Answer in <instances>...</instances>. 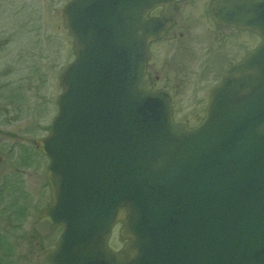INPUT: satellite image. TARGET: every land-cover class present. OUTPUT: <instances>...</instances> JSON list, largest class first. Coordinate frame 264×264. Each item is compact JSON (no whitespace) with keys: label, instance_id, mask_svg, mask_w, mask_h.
I'll return each instance as SVG.
<instances>
[{"label":"water","instance_id":"water-1","mask_svg":"<svg viewBox=\"0 0 264 264\" xmlns=\"http://www.w3.org/2000/svg\"><path fill=\"white\" fill-rule=\"evenodd\" d=\"M163 5L162 19L149 13ZM263 41L213 92L197 127L175 123L150 85L149 42L174 0H72L63 9L76 58L59 111L35 141L50 159L52 201L36 228L64 231L39 264H264V0H217L216 17ZM223 22V19H216ZM121 222L127 243L109 247Z\"/></svg>","mask_w":264,"mask_h":264},{"label":"flooded vegetation","instance_id":"flooded-vegetation-1","mask_svg":"<svg viewBox=\"0 0 264 264\" xmlns=\"http://www.w3.org/2000/svg\"><path fill=\"white\" fill-rule=\"evenodd\" d=\"M215 1L175 0L176 10L170 24L159 38L149 43L150 82L155 89L169 93L174 119L190 126H196L204 118L212 88L262 41L257 32L237 27V19L249 18L243 15L242 8H234L235 15H227L222 9V16L216 17L212 13ZM232 1L241 4L245 0ZM164 10L159 6L149 16L161 19ZM208 78L212 85L204 91ZM189 120L197 122L192 124ZM32 148V152H24L23 159L7 162L5 173L10 176L0 181V264H33L35 234L40 239L55 235L51 239L53 246L63 230L60 226L45 236L36 230L37 221L51 201V189L47 177L49 159L35 145ZM31 156L43 159L40 169L33 171ZM2 164L4 160L0 158V174ZM34 178L40 185L36 200L33 196L36 187L30 184Z\"/></svg>","mask_w":264,"mask_h":264},{"label":"rangeland","instance_id":"rangeland-1","mask_svg":"<svg viewBox=\"0 0 264 264\" xmlns=\"http://www.w3.org/2000/svg\"><path fill=\"white\" fill-rule=\"evenodd\" d=\"M67 1L0 0V158L4 160L0 181L10 176L5 173L7 162L32 152L33 140L47 134L57 113L62 93L59 78L75 58L73 38L63 25L62 9ZM210 81H204L208 84L204 91L209 90ZM31 159L33 171L40 169L43 159ZM30 184L36 187V200L40 185L35 178ZM120 227H115L110 241L114 249L124 242ZM54 237L40 239L35 234L33 264L52 246Z\"/></svg>","mask_w":264,"mask_h":264}]
</instances>
